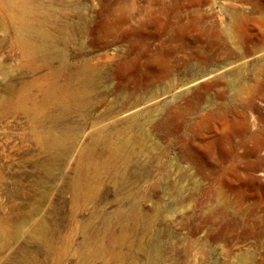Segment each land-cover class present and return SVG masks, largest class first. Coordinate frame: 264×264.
<instances>
[{
    "label": "rangeland",
    "instance_id": "1",
    "mask_svg": "<svg viewBox=\"0 0 264 264\" xmlns=\"http://www.w3.org/2000/svg\"><path fill=\"white\" fill-rule=\"evenodd\" d=\"M0 264H264V0H0Z\"/></svg>",
    "mask_w": 264,
    "mask_h": 264
},
{
    "label": "bare ground",
    "instance_id": "2",
    "mask_svg": "<svg viewBox=\"0 0 264 264\" xmlns=\"http://www.w3.org/2000/svg\"><path fill=\"white\" fill-rule=\"evenodd\" d=\"M220 70H222L223 72H228L230 68L222 67L220 68ZM212 74H214L213 71L205 72L200 75H197L187 80V82H183L178 88L179 90L177 89L176 92H169V94L171 95V97L176 98L180 94H188L197 88L206 87L212 81L211 80L213 78V76H211Z\"/></svg>",
    "mask_w": 264,
    "mask_h": 264
}]
</instances>
